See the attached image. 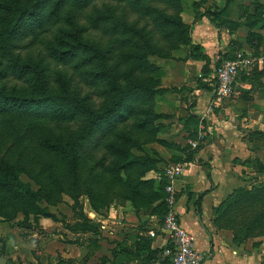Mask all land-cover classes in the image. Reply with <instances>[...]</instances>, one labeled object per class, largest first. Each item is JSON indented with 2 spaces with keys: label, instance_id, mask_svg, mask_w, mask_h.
I'll list each match as a JSON object with an SVG mask.
<instances>
[{
  "label": "trees",
  "instance_id": "1",
  "mask_svg": "<svg viewBox=\"0 0 264 264\" xmlns=\"http://www.w3.org/2000/svg\"><path fill=\"white\" fill-rule=\"evenodd\" d=\"M92 1L0 0V50L3 51L1 54L8 58V65L0 67V80L12 72L16 77L22 78L30 88L28 93H7L5 86L0 85V132L7 126V121L17 120L29 123V130L23 133L22 138L26 142L33 136L35 138L34 148L31 150L30 144L22 143V138L21 143L12 141L8 145L5 151L7 153L22 144L21 158L17 163L12 162L6 153L0 155V192L4 190L8 193L7 197H0V213L22 211L26 214L30 211V206L39 210L40 207L36 204L39 191L20 177L24 173L38 186H44L46 179L51 178L60 192H67L69 188L76 192L75 198L85 195L95 210L107 208L112 203L122 205L127 201L136 210L153 205L151 213L156 214L162 224L166 211L164 189L167 181L163 173L159 180L144 178L149 170L156 169L157 159L141 153L143 145L157 140L158 129L154 121L161 116L154 107L155 95L162 89L157 87V82L152 77L158 66L149 62L147 55L160 56L164 50L162 40L168 37L180 38L175 41L177 48L191 44L189 26L180 16L182 2L116 0L124 3L125 11L129 8L151 23L152 28H149L148 23L138 26V20H134V24H128L114 12L96 15L80 23L75 17L76 12L85 9ZM258 4L255 13L245 15L248 25L246 40L249 45L261 41V35L252 30L254 26L264 27V5ZM223 12L224 8L211 12L207 10L205 14L215 23L214 17ZM65 21L71 22L72 26L62 28L60 25ZM102 22L111 23L107 31L115 37L110 43L130 44L133 49L127 58V61L133 62L125 78L128 84L120 82L124 73L119 72V63H109L113 46H95L83 39L91 25L97 27ZM48 24L59 25L60 28L53 39H44H49L48 45H45L48 56L71 68V72L66 68L53 78L49 72L51 62L45 58L47 54L40 51ZM25 34H32V37L25 45L27 59L21 60L20 55L13 52V48L17 46V40ZM193 48L199 50L198 46ZM234 52L220 54L216 65L224 59L232 58ZM79 54L85 56L78 63H74ZM166 56L168 55L161 57ZM147 67H150L148 73L142 76ZM80 82L102 95H114V101L109 107L99 110L96 104L90 103V93L80 95V89L75 87ZM257 88L264 93V82L259 81ZM81 116H86L83 123L86 128L85 135H81L77 141L66 140L65 127ZM199 119L197 114L190 113L186 119L187 128L192 127L196 132ZM116 122H129L128 131L124 136V144L128 147L107 143L101 158L95 160L88 151L92 147L91 138L96 133L103 136L111 133L116 127ZM37 129L40 130L36 132ZM191 135L194 136L195 133ZM132 149L140 151L141 154L134 153ZM108 154L118 158L115 165L106 163ZM31 156L33 158L29 160ZM36 160L40 164L33 167ZM257 167L259 171L264 170L261 162H257ZM64 181L68 187L61 184ZM263 193L264 185L250 189L244 186L234 189L213 207L214 223L220 228L230 229L235 242L240 243L253 237L250 234L241 235L238 229L230 227L227 220L234 204L248 197H260ZM80 207L81 213L75 216L81 221L71 228L91 229L92 225L88 224L89 219L83 212L82 205ZM43 213L42 217L57 219L49 209ZM260 217L264 220V211ZM156 232H159V229H156ZM136 248L137 255L140 250H145L143 255L138 257L140 261L146 260L147 264L161 253L164 247L153 249L149 241L141 240ZM0 255H5L4 245Z\"/></svg>",
  "mask_w": 264,
  "mask_h": 264
},
{
  "label": "crops",
  "instance_id": "2",
  "mask_svg": "<svg viewBox=\"0 0 264 264\" xmlns=\"http://www.w3.org/2000/svg\"><path fill=\"white\" fill-rule=\"evenodd\" d=\"M232 1L212 0L206 10L195 8L197 17L184 20L189 26L191 44L180 46L185 47L183 54L157 61L158 68L152 73L157 87L162 89L155 95L154 108L161 114L154 121L157 140L143 145L141 152L157 162L156 169L149 170L144 178L159 180L166 164L183 165V173L176 180L177 209L182 227L193 236L195 248L206 254L203 264H264V238L238 243L229 229L220 228L213 221V207L234 189L254 180L253 175L259 172L257 162L264 166V93L253 81L240 73L234 83L235 94L212 110L207 109L214 91L216 60L230 44L248 45L244 15L255 13L258 3L264 5V0H251L240 5L238 17L232 18ZM223 8L224 12L214 17L215 23L205 14L207 10ZM252 30L261 35L263 42L264 27L254 26ZM190 113L204 117L208 129L194 148L188 140L197 139L198 130L194 132L186 126ZM152 207L136 210L129 201L122 205L112 203L105 210L90 206L91 210L84 212L92 225L88 230L72 229L81 219L74 214L63 215V231L74 237L67 235L68 242L58 243L42 239V246L31 245L27 250L8 243L4 245L5 264H136L145 251L140 250L137 255L139 241H149L153 249L166 243V233L160 231L161 219L154 213L144 216L147 209L152 212ZM47 219L52 218L39 219L40 228L48 230ZM154 223L159 232L151 237L148 231ZM48 235L52 237V233Z\"/></svg>",
  "mask_w": 264,
  "mask_h": 264
},
{
  "label": "rangeland",
  "instance_id": "3",
  "mask_svg": "<svg viewBox=\"0 0 264 264\" xmlns=\"http://www.w3.org/2000/svg\"><path fill=\"white\" fill-rule=\"evenodd\" d=\"M219 2V0H215ZM223 1V0H220ZM251 0H233L230 5V13L229 15L232 18H237L240 13V5L245 6L247 5ZM182 2V9L180 12V16L182 17V20L186 19H194L197 17V11H200L199 8L202 10H206L207 5H210L212 0H181ZM196 8V9H195ZM194 9V10H193ZM106 12H114L119 19L126 20L125 22L128 24H134V20H138V26L143 25L146 22V19L138 15L137 13L133 12L129 8H127V11L124 10V3H119L116 0H93L88 6L79 11L76 12V19L80 23L86 22L90 20L91 18L95 17L96 15L105 14ZM183 13V14H182ZM186 15V16H185ZM245 17V15H244ZM73 21V20H72ZM150 22H152L150 20ZM109 24L101 23L97 27H91L88 31H86L85 35L83 36V39L95 46H113V51L111 55L109 56V63L112 65L114 62H118L120 65L119 72L124 75L121 76L120 82L123 84H128V81L125 80L126 75L128 74L127 71H130V67L133 64V62L127 61V58L129 57L130 51L133 49L131 48L130 44L128 45H121L119 42L110 43V41L115 37L114 35H111L108 33L107 29ZM71 22L65 21V23L62 26V28L70 27ZM48 30L46 31L47 34L43 38V42L40 46L41 53H46L47 51L45 49V45H48L49 39H53L54 36L57 33V30H59V25H53L48 24L46 25ZM72 26V25H71ZM148 27L152 28L151 23H148ZM41 30V28H39ZM242 33L244 34V31L242 30ZM32 37V34H25L23 37H21L19 40H17L16 44L17 46L13 48V52L20 55L21 60H26L27 58V48L25 47L28 40ZM45 38H49L48 40H45ZM177 39L175 37H168L166 40H162V44L164 45L163 53L159 55H153L148 54L147 59L149 62L153 63V65H157V61L161 58H168L173 55V58H175L174 55L176 54H183L185 47H180L177 49L176 42ZM46 43V44H45ZM48 48V47H47ZM246 50L250 53H252L254 56H264V41L263 42H255L253 45H247V44H230L228 48V53L230 54L234 52L235 50ZM165 52V53H164ZM1 53L3 51L0 50V67H5L8 65V58L7 56H3ZM5 54V53H4ZM167 54L166 57H161L163 55ZM85 55L79 54L78 58L75 60L74 63H78L80 59H82ZM47 60L51 62L50 64V74L53 78L56 77L58 72L64 71L66 68L69 69L71 72V68L68 66L63 65L62 62H57L50 58L47 54L45 57ZM148 69L150 67H147V70L145 73H140L142 76H145L146 73H148ZM139 72V71H138ZM137 72V73H138ZM244 74L245 77L251 79L253 83L257 86L258 82H264V67L263 68H254L251 70L250 73ZM261 74V75H258ZM0 85H4L5 89L10 92L20 93L25 91L26 93L29 92L30 88L28 84L19 77H16L15 74L12 72H9L7 76L0 80ZM78 89H80V95L84 96L88 93H90V103L96 104L99 110L104 109L105 107H109L111 103L114 101L115 97L114 95H102L101 93H98L97 90H94L92 88H88L85 85L82 84V82L79 83V85H75ZM19 91V92H17ZM1 118V117H0ZM7 119V118H6ZM84 120H86V116H81L79 119L72 121L70 124H68L65 127L64 130V137L66 140L74 141L78 140V138L81 135L84 134V128L83 123ZM29 125L28 122H18L15 121H7V126L4 128L2 132H0V155L3 153H6L7 156L11 159L12 162L17 163L16 161L20 160V153L23 150L22 144L18 146L16 149L14 147L13 150L9 151V153L5 152L7 150L8 145L12 141H18L21 143L22 135L25 131L29 130L27 127ZM116 127L111 131V133L107 134L106 136L101 135L100 133H96L91 139V148L88 149L89 153L92 154L93 158L95 160H99L104 153L105 145L107 143H114L117 146H125L128 147V145L124 144V136H126V132L128 131L129 122L127 123H117ZM40 129H37L36 132H38ZM35 140L34 136L26 142L22 138V143L24 144H30V150L34 148L33 141ZM134 153L141 154L140 151L136 149H132ZM24 157V156H23ZM33 156L29 158L32 159ZM35 161V160H34ZM31 161V162H34ZM118 162V158L115 157L112 154H108L106 158V163H111L115 165ZM40 162L36 160V162L33 164V167H38L36 165H39ZM168 164H166L167 166ZM20 177L24 181L30 182L31 186L39 191V198L36 201V204L40 207L39 210L34 209L33 206H30V211L28 213H23L22 211H16L15 213L8 212V213H0V251L1 248H3V245H6L10 243L11 245H21V247H24L25 250H27L26 247L35 245V246H42L43 240H47V242H50L51 239L54 240V242H68L70 239L67 235H70V232H64L63 228L65 227V221L62 220L63 215H75L78 213H81V207L83 212L90 211V203L85 195L77 196L76 192L74 190H69L67 192H60L58 190V187H56L53 182L51 181V178H47L45 181L44 186H38L37 183H35L31 178H29L27 175L22 173ZM254 180L249 182V184H246L244 187H247V189H250L254 186H261L264 185V170H260L257 172L256 175H253ZM62 185L67 186V182H61ZM65 187V188H66ZM73 191V192H72ZM72 193V194H71ZM7 192L2 190L0 192V197L4 196L7 197ZM47 209L55 212L57 215L56 220L47 219L46 225H48V230H44L40 228L39 222L40 218L43 216V212ZM106 208H101V210H105ZM133 210V209H132ZM264 211V193L262 196L257 198L248 197L245 198L243 201H240L236 204H234V207L230 209L229 212V218L227 220V223L230 225L233 229H238L243 234H250L251 238H264V220L261 219L260 215L261 212ZM134 212V211H133ZM150 209H147L144 213V216L150 215ZM146 214V215H145ZM143 215V214H142ZM90 217H92L91 214H89ZM144 216H142V219H144ZM43 218V217H42ZM149 219V218H148ZM42 220V219H41ZM52 222H58L54 226H50ZM155 222V221H153ZM61 223V224H59ZM150 225V224H149ZM53 227V228H52ZM158 228V224L154 223L153 229L156 230ZM230 230V229H229ZM231 231V230H230ZM232 232V231H231ZM52 233V237H50L48 234ZM37 235L36 237H33V235ZM233 235V233H232ZM55 236V237H54ZM74 237V236H71ZM49 238V239H48ZM66 240V241H65ZM53 242V241H52ZM8 255V253H7ZM7 257L6 255H4ZM26 258V257H25ZM146 260H139L136 262V264H145Z\"/></svg>",
  "mask_w": 264,
  "mask_h": 264
},
{
  "label": "built area",
  "instance_id": "4",
  "mask_svg": "<svg viewBox=\"0 0 264 264\" xmlns=\"http://www.w3.org/2000/svg\"><path fill=\"white\" fill-rule=\"evenodd\" d=\"M264 67V56H254L246 50H237L232 58L224 59L214 67L215 85L207 109L230 98L235 94V79L240 73L248 74L254 68ZM208 131L204 117H200L197 139H189L188 143L194 148L204 139ZM183 173V165L178 162L169 163L163 169L166 178L164 202L166 211L162 218L160 231L166 233L167 239L161 253L147 264H203L205 252L195 248L191 233L182 227L177 209L176 180ZM148 234L153 237L156 230L151 229Z\"/></svg>",
  "mask_w": 264,
  "mask_h": 264
},
{
  "label": "water",
  "instance_id": "5",
  "mask_svg": "<svg viewBox=\"0 0 264 264\" xmlns=\"http://www.w3.org/2000/svg\"><path fill=\"white\" fill-rule=\"evenodd\" d=\"M6 258L3 255H0V264H5Z\"/></svg>",
  "mask_w": 264,
  "mask_h": 264
}]
</instances>
